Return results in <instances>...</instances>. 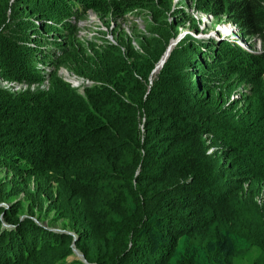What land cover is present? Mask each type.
I'll list each match as a JSON object with an SVG mask.
<instances>
[{
  "label": "trees",
  "instance_id": "1",
  "mask_svg": "<svg viewBox=\"0 0 264 264\" xmlns=\"http://www.w3.org/2000/svg\"><path fill=\"white\" fill-rule=\"evenodd\" d=\"M12 1L0 0V264H55L72 242L91 264H264V53L183 35L146 85L178 33L164 18L168 0ZM74 1L112 15L150 11L137 46L127 37L56 45L55 70L92 82L82 93L42 72L45 36L28 18H65ZM234 8L235 22L264 37V0ZM52 22L39 28H61ZM235 72L252 88L243 107L211 83L229 86ZM49 210L69 231L32 218Z\"/></svg>",
  "mask_w": 264,
  "mask_h": 264
},
{
  "label": "rangeland",
  "instance_id": "2",
  "mask_svg": "<svg viewBox=\"0 0 264 264\" xmlns=\"http://www.w3.org/2000/svg\"><path fill=\"white\" fill-rule=\"evenodd\" d=\"M9 1V6H12L14 4L13 1ZM168 1V8H166L163 13L164 18L166 17L168 20L173 19L178 22V36L189 35L191 39L196 38L199 39L201 43L213 44L215 47L218 39L224 37L241 46L240 51L243 54H249L252 56L264 53L263 32L256 31L247 33L243 25L235 22L233 11L235 9L234 5L238 0H216L215 3H212L213 0ZM154 2L157 7L160 6L158 0H155ZM66 4L67 7H69L70 3ZM227 4L230 6H227ZM205 5H208L211 9L219 11L217 13L203 11V6ZM39 15H44V13L41 11H32L28 13V18L33 19L34 22L37 23V30L45 36V40L41 42L40 46L47 48L45 49L47 53L44 60H42V64H38L39 67H42V72L44 74L52 73L55 70L56 59L58 57L57 54L59 53L58 49L55 47H64L67 40L70 38L85 44L87 41L113 42L117 37H127L132 41L134 46H137V37L139 36V33H146V23L150 19V11L144 6H140L135 10H126L124 14L121 15H112L110 12L103 13L92 9L91 7H88L87 9L81 8L80 12H71V14H68L65 18L52 17L50 19H45ZM52 21L61 28H55L53 27V24H50V27L46 25V27H44L45 30L39 28L43 23H53ZM208 36L213 38H208ZM173 42L174 41H172V43ZM159 56L153 60L152 64L147 68L145 79L141 78L146 85L151 83L152 78L160 68L159 67L157 71H154V66L158 62L157 59ZM148 63H150V60H147L141 69H144ZM215 70H218V66H215V68L210 66L208 69V76L214 74L213 72H215ZM55 71L62 79L69 82L70 85H72V80H74L73 83L75 84L78 82L77 85L72 86L76 87V91L79 93L83 92V86L91 84L89 79H82L62 66L56 68ZM72 75L79 80L77 81ZM261 77H264V74H261ZM242 79L243 74L235 72L232 74L229 86H225L221 80L211 81V83H217V90L220 88L224 92L226 98L225 103L231 102L235 107H243L247 102V96L250 94L252 88L249 87L248 82L243 81ZM6 84H8L9 88L12 90L25 87L24 83L18 81L6 82ZM29 86L45 88L46 81L44 80L38 85L33 84ZM5 174H7V172L0 168V176L2 177ZM262 193L264 194V189ZM17 198H23V195L21 193L13 195L11 196V200L2 201V204L7 205ZM23 214L24 213H21V216ZM53 215L54 214L50 210L44 212L34 211L32 218L37 224H40L43 227L49 229L50 227L54 228V231L65 230L67 227H64L60 220H53ZM243 254L244 256H247L249 253L248 251H244ZM70 259L81 260L79 255L72 251L71 254L65 257V259L58 261L55 264H66Z\"/></svg>",
  "mask_w": 264,
  "mask_h": 264
},
{
  "label": "clouds",
  "instance_id": "3",
  "mask_svg": "<svg viewBox=\"0 0 264 264\" xmlns=\"http://www.w3.org/2000/svg\"><path fill=\"white\" fill-rule=\"evenodd\" d=\"M69 6H70V13H71V12H80L81 8L84 9V6H82V5H80L79 3H77V1H74V4H73L72 6L69 4ZM75 7H78V8H75ZM85 9H87V8H85ZM178 33H179V32H178ZM178 33H177V35H176L174 38L170 39L166 44H168L169 42H171V45L173 46L174 43L176 42V40L180 38V36H178ZM208 38H213V37L208 36ZM172 41H174V42L172 43ZM221 41H223V42L229 44V48H228V49H231V48H234V47H236V48H238V49H241V46H239L237 43H234L233 41H231V40H229V39H227V38H224V37L219 38L218 41L216 42V45H217V43H219V42H221ZM202 44H206V45H208V46H210V47H215V46H213V44H207V43H202ZM165 46H166V45H165ZM172 46H171V47H172ZM171 47H170V48H171ZM164 48H165V47H164ZM170 48H169V50H170ZM169 50L166 52L165 57L163 58L162 62L164 61V59H165L166 56L168 55ZM242 54H243V53H242ZM243 55L248 56V57H251L249 54H243ZM161 64H162V63H161ZM160 66H161V65H160ZM81 78H82V77H81ZM82 79H84V78H82ZM86 81H87V80H86ZM6 82H8V81L1 80V83H2V84L8 86V84H6ZM9 82H10V81H9ZM11 82H12V81H11ZM90 83H92V82L90 81ZM72 85H73V84H72ZM73 86H74V85H73Z\"/></svg>",
  "mask_w": 264,
  "mask_h": 264
},
{
  "label": "bare ground",
  "instance_id": "4",
  "mask_svg": "<svg viewBox=\"0 0 264 264\" xmlns=\"http://www.w3.org/2000/svg\"><path fill=\"white\" fill-rule=\"evenodd\" d=\"M170 47H171V42H169L168 44H166V47H165L163 53H162L161 56L158 58V60H157L158 62H157L156 65L154 66L155 70H154V68H153L154 71H157V69L160 67V65H161V63H162V60H163V58L165 57V54H166V52L169 50ZM72 77H75V76L72 75ZM68 78H69V77H68ZM75 78H76V77H75ZM76 80L78 81L79 79L76 78ZM73 81H74V80H72V84H73V85H77V84H78V82H76L77 84H75V83H73ZM79 82H80V81H79Z\"/></svg>",
  "mask_w": 264,
  "mask_h": 264
},
{
  "label": "water",
  "instance_id": "5",
  "mask_svg": "<svg viewBox=\"0 0 264 264\" xmlns=\"http://www.w3.org/2000/svg\"><path fill=\"white\" fill-rule=\"evenodd\" d=\"M50 229H53V230H54V228H51V227H50ZM72 240H74V239H72ZM70 246H71V250H72L74 253L78 254L79 257L81 258V260H82L83 262H85L86 264H91V263H88V262L85 261L84 257L82 256V253L79 252V251L73 246V242L70 244Z\"/></svg>",
  "mask_w": 264,
  "mask_h": 264
}]
</instances>
